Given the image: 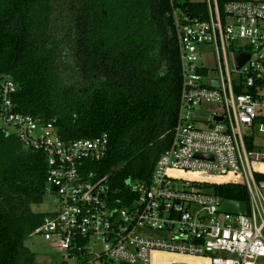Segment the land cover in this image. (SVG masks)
I'll return each mask as SVG.
<instances>
[{"label": "built area", "instance_id": "obj_1", "mask_svg": "<svg viewBox=\"0 0 264 264\" xmlns=\"http://www.w3.org/2000/svg\"><path fill=\"white\" fill-rule=\"evenodd\" d=\"M169 1L181 78L176 124L149 183L132 185L128 208L109 200L106 176L88 173L107 154V134L62 139L53 121L15 112V85L3 81L0 126L46 159L55 208L35 233L73 264L264 263V1L202 0L205 19ZM210 47L214 67L201 57ZM236 53L248 55L239 68ZM204 103L223 110L205 112ZM206 184L243 186L247 213L220 212L224 198Z\"/></svg>", "mask_w": 264, "mask_h": 264}, {"label": "trees", "instance_id": "obj_2", "mask_svg": "<svg viewBox=\"0 0 264 264\" xmlns=\"http://www.w3.org/2000/svg\"><path fill=\"white\" fill-rule=\"evenodd\" d=\"M227 0H218L220 6ZM205 19L202 0H174ZM169 0H0V95L15 85V112L53 121L62 139L106 133L108 151L88 173L106 176L109 200L130 207L171 143L180 64ZM41 151L0 126V264H34L25 239L47 212ZM248 203L243 186L205 185Z\"/></svg>", "mask_w": 264, "mask_h": 264}, {"label": "rangeland", "instance_id": "obj_3", "mask_svg": "<svg viewBox=\"0 0 264 264\" xmlns=\"http://www.w3.org/2000/svg\"><path fill=\"white\" fill-rule=\"evenodd\" d=\"M253 1H264V0H253ZM205 63L209 66H215V59L213 56V49L210 47L205 49L203 55L201 56ZM202 109L205 112L218 111L222 112V107L217 103H204L202 104ZM264 138V137H263ZM53 194L46 193L42 203L30 205V209L34 212H49L55 208L53 203ZM25 245L34 254V264H61L62 261H66L67 264H73L70 259L65 258L63 253H61L57 248L51 247L47 240L43 236L34 232L28 236L25 241ZM263 263V260H260ZM264 264V263H263Z\"/></svg>", "mask_w": 264, "mask_h": 264}, {"label": "water", "instance_id": "obj_4", "mask_svg": "<svg viewBox=\"0 0 264 264\" xmlns=\"http://www.w3.org/2000/svg\"><path fill=\"white\" fill-rule=\"evenodd\" d=\"M248 58V55L236 53L235 54V62L236 67L239 68ZM214 85H217V82H213ZM55 189V188H54ZM220 212L232 213V214H243L247 213L246 203L243 201H235L231 199H223L219 209ZM125 264V263H120Z\"/></svg>", "mask_w": 264, "mask_h": 264}]
</instances>
